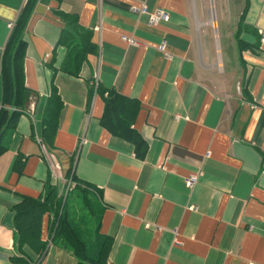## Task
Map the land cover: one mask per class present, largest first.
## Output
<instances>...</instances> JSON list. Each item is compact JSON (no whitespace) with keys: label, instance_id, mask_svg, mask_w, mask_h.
I'll return each mask as SVG.
<instances>
[{"label":"crops","instance_id":"0c3cea01","mask_svg":"<svg viewBox=\"0 0 264 264\" xmlns=\"http://www.w3.org/2000/svg\"><path fill=\"white\" fill-rule=\"evenodd\" d=\"M24 3L0 0V57ZM142 3L168 20L147 24L131 10ZM210 10L214 24L203 0L195 10L192 0L36 1L24 33L32 93L0 154V264H75L51 242L48 216L44 250L13 235L22 195L44 194L47 182L60 194L64 178L75 184L62 175L68 158L110 238L105 264H264V0H212ZM64 14L91 31L94 50L80 61L76 36L63 38ZM219 27L235 40L232 55L222 53ZM236 38L248 45L240 54ZM97 86L136 101L142 158L100 125ZM52 87L62 107L48 151L41 120Z\"/></svg>","mask_w":264,"mask_h":264},{"label":"trees","instance_id":"16d2710c","mask_svg":"<svg viewBox=\"0 0 264 264\" xmlns=\"http://www.w3.org/2000/svg\"><path fill=\"white\" fill-rule=\"evenodd\" d=\"M36 1H25L0 57V154L7 149L6 133L15 127L32 93L24 83L23 60L26 49L24 33ZM55 1L59 3L61 0ZM62 20L64 26L68 28L65 31L64 40L71 36L77 38L76 46H74L77 47V51L73 58L80 61L85 53L94 50L91 31L81 28L74 16L64 14ZM236 41L237 51L240 54L248 45L238 38ZM70 43L74 44L72 39ZM71 72L76 75L77 69ZM96 91L103 100V110L99 118L100 125L110 134L132 143L136 156L142 158L147 144L132 126L138 110L136 101L113 89L97 86ZM61 107L60 97L56 89L52 87L41 120V139L48 151L54 149V136ZM67 163L68 168L63 171V174L71 177L75 183L74 186L64 195V193L58 194L56 186L47 182L44 194L36 197L22 195L19 202L13 206V235L19 242L26 243L31 248L44 250L46 241L41 239V230L43 217L48 216L51 242L68 249L75 258V264H105L111 244L110 238L99 232L98 207L92 195L71 173L73 158H68ZM13 166L21 172L22 162L19 155L15 158ZM73 201L80 205V214L73 209ZM76 212L79 215L75 214Z\"/></svg>","mask_w":264,"mask_h":264},{"label":"built area","instance_id":"2783aa9c","mask_svg":"<svg viewBox=\"0 0 264 264\" xmlns=\"http://www.w3.org/2000/svg\"><path fill=\"white\" fill-rule=\"evenodd\" d=\"M26 1V0H25ZM148 8L146 7V5L144 3L140 4V6H131V10H133L136 13H144L147 15V24L149 25H156L159 22H166L168 20V14L167 12H165L163 9H153V10H147ZM11 27H13V24L10 25ZM99 28V27H98ZM95 28V29H98ZM121 39L136 45V41L128 36L122 35ZM261 39H264V32H261ZM158 49L160 50H164V42H162L161 44L158 45ZM196 177L194 175L189 176L188 178L185 179V184L187 187L191 186L194 182H195ZM74 185L72 184V182L70 181H66L64 184V194H66V192L72 188Z\"/></svg>","mask_w":264,"mask_h":264},{"label":"rangeland","instance_id":"374dc122","mask_svg":"<svg viewBox=\"0 0 264 264\" xmlns=\"http://www.w3.org/2000/svg\"><path fill=\"white\" fill-rule=\"evenodd\" d=\"M203 3L205 4V6H207L208 7V12H210L211 10H210V7L212 6V3H211V0H203ZM192 7L194 8V10H195V7H196V0H192ZM211 27V26H210ZM219 32H220V46H221V49H222V53H224V55L225 54H230V55H232L231 53L232 52H234V49H235V45H234V42H235V40H233V38L232 37H225V35H224V33H223V31L220 29V27H219ZM213 33H214V28H213ZM214 35V40H215V34H213ZM216 43V42H215ZM234 84H235V86L237 85V83L236 82H234ZM57 161V160H56ZM56 171H58V169L56 168ZM62 175H64L63 174V172H62ZM63 178H64V176H63ZM65 179V178H64ZM64 179H62V183L60 184V194L61 193H63L64 192V184H65V180ZM62 187V188H61ZM65 195V194H64ZM69 201H71V200H69ZM73 209L74 210H76L79 214H80V210H79V206L80 205H78V204H76L74 201H73ZM60 212V211H59ZM75 213V214H78V213ZM78 214V215H79ZM79 217V216H78ZM79 221V220H78Z\"/></svg>","mask_w":264,"mask_h":264},{"label":"bare ground","instance_id":"6f19581e","mask_svg":"<svg viewBox=\"0 0 264 264\" xmlns=\"http://www.w3.org/2000/svg\"><path fill=\"white\" fill-rule=\"evenodd\" d=\"M214 13H213V11H210L209 12V21L212 23V24H214Z\"/></svg>","mask_w":264,"mask_h":264},{"label":"water","instance_id":"95a60500","mask_svg":"<svg viewBox=\"0 0 264 264\" xmlns=\"http://www.w3.org/2000/svg\"><path fill=\"white\" fill-rule=\"evenodd\" d=\"M211 3H212V0H211Z\"/></svg>","mask_w":264,"mask_h":264}]
</instances>
